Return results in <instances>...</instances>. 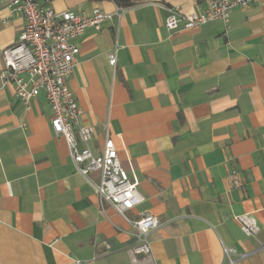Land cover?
Instances as JSON below:
<instances>
[{
    "label": "crops",
    "instance_id": "obj_1",
    "mask_svg": "<svg viewBox=\"0 0 264 264\" xmlns=\"http://www.w3.org/2000/svg\"><path fill=\"white\" fill-rule=\"evenodd\" d=\"M36 1L88 16L121 8L112 0ZM132 2L74 40L80 53L69 87L81 123L96 129L91 150L102 151L109 122L122 165L138 178L145 201L130 219L149 214L163 223L138 264H226L224 248L236 264H264V0L235 8L228 25L176 33L165 27L166 8L200 15L203 0ZM24 24L0 0V264H133L135 229L112 207L102 211L76 173L45 94L28 111L3 86L2 50ZM245 214L257 220L254 236L235 219Z\"/></svg>",
    "mask_w": 264,
    "mask_h": 264
},
{
    "label": "built area",
    "instance_id": "obj_2",
    "mask_svg": "<svg viewBox=\"0 0 264 264\" xmlns=\"http://www.w3.org/2000/svg\"><path fill=\"white\" fill-rule=\"evenodd\" d=\"M13 14L23 16L25 24L18 40L2 50L3 70L1 79L4 87H10L26 110L42 93L45 94L51 109V127L54 135L66 140L72 163L77 174L88 180L98 196L100 207H112L136 231L137 244L133 248V264L140 257L150 258L152 247L150 234L163 223L149 214L131 220L128 213L145 201L139 192V181L135 174L124 168L113 139L110 136V124L103 126L104 145L100 153H94L89 147L96 136V129L81 123V108L69 79L77 66L79 47L74 40L91 27H99L105 22L120 17L123 9L115 14L95 9L93 14H76L72 11L56 13L42 7L36 0H1ZM207 8L203 14L183 15L177 8H166L168 13L165 27L176 33L182 30H196L201 26L220 21L228 25L235 8H248L256 0H203ZM116 52L109 55V65L115 69ZM97 174L99 182L93 183L91 176ZM233 186H242L238 171L232 170ZM247 236L259 231L257 220L249 215L237 216ZM226 264H236L232 259L234 250L224 248ZM71 264H85L72 260Z\"/></svg>",
    "mask_w": 264,
    "mask_h": 264
},
{
    "label": "trees",
    "instance_id": "obj_3",
    "mask_svg": "<svg viewBox=\"0 0 264 264\" xmlns=\"http://www.w3.org/2000/svg\"><path fill=\"white\" fill-rule=\"evenodd\" d=\"M112 1L121 8L130 7L133 5L132 0H112Z\"/></svg>",
    "mask_w": 264,
    "mask_h": 264
}]
</instances>
